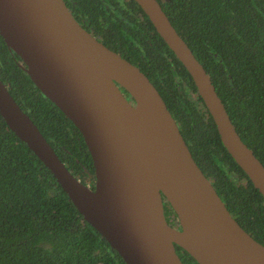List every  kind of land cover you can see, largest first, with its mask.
Wrapping results in <instances>:
<instances>
[{"label": "water", "instance_id": "95a60500", "mask_svg": "<svg viewBox=\"0 0 264 264\" xmlns=\"http://www.w3.org/2000/svg\"><path fill=\"white\" fill-rule=\"evenodd\" d=\"M134 1L188 73L221 145L264 197V167L235 132L208 74L157 0ZM0 37L77 130L92 185L67 171L1 79L0 116L125 264H182L174 243L198 264H264V244L227 210L145 74L83 30L63 0H0ZM161 196L177 226L165 220Z\"/></svg>", "mask_w": 264, "mask_h": 264}, {"label": "trees", "instance_id": "16d2710c", "mask_svg": "<svg viewBox=\"0 0 264 264\" xmlns=\"http://www.w3.org/2000/svg\"><path fill=\"white\" fill-rule=\"evenodd\" d=\"M75 1L71 10L83 8L90 20L104 21L114 38L109 46L145 74L227 210L264 244V197L221 145L188 73L139 5L134 0ZM167 4L170 23L208 74L235 132L264 167V0H169ZM135 10L141 12L140 20ZM17 58L0 37V79L13 99L58 159L67 162L68 171L72 166L91 173L77 130L38 92ZM174 246L182 264H198ZM0 264H125L81 218L1 116Z\"/></svg>", "mask_w": 264, "mask_h": 264}, {"label": "flooded vegetation", "instance_id": "af4514ba", "mask_svg": "<svg viewBox=\"0 0 264 264\" xmlns=\"http://www.w3.org/2000/svg\"><path fill=\"white\" fill-rule=\"evenodd\" d=\"M158 3L160 4L161 8L163 9V11L166 14V10L168 8V2L169 0H157ZM65 6L67 7V9L69 10V12L71 13V15L73 16V18L76 20V22L83 28V30H85L93 39H95L96 41H100L102 44H104L106 47L110 48L111 50L117 52L119 55V51H117L116 49L110 47L109 45H111L112 40H114L113 35H111L110 33H108L109 29L107 28V26L104 24L103 20H99L97 22V20H90L86 15L85 12L83 10V8H79L76 9V11H73L69 8V6H76V1L75 0H63ZM136 12V16L137 19L140 20L142 18V14L140 11L135 10ZM146 15V14H145ZM167 16V15H166ZM145 30L149 32V29L147 26H145ZM147 32V34H148ZM117 42V41H115ZM118 43V42H117ZM115 44V43H114ZM139 44V40L137 38V41L135 43V47H138ZM112 46H116L112 45ZM133 46V47H134ZM123 48V47H122ZM128 51L130 50V47H127ZM125 50V48H123V51ZM125 52V51H124ZM16 62H19V58H17ZM135 65V64H134ZM119 90L121 91V93L128 98L127 94L124 92V90H122L119 87ZM130 100V99H129ZM68 159V158H67ZM69 160V159H68ZM61 163H63V165L65 166V168L67 167V162L64 160ZM67 169V168H66ZM70 170L67 171L73 176L75 177L77 180H80L81 182H83L84 184H86L87 186H91L92 182H93V178H92V170L91 173H89L88 171H85L84 168H82V170H78L76 167H70ZM165 199H163V197L161 196V206H162V213L163 216L165 218V220L168 223H175L174 225L177 226L176 220H175V216L172 213L171 209L168 208L167 209V204L164 201ZM174 249L176 250L175 246Z\"/></svg>", "mask_w": 264, "mask_h": 264}]
</instances>
